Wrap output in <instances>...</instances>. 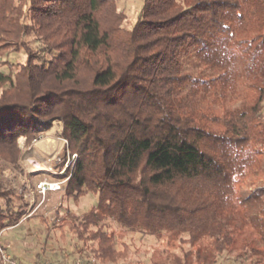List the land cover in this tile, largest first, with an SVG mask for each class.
<instances>
[{
  "label": "trees",
  "instance_id": "16d2710c",
  "mask_svg": "<svg viewBox=\"0 0 264 264\" xmlns=\"http://www.w3.org/2000/svg\"><path fill=\"white\" fill-rule=\"evenodd\" d=\"M126 19L116 0H0V52L27 56L15 74L0 71V231L25 222L3 171L20 169L19 139L41 137L51 126L41 120L62 121L78 155L58 207L98 200L52 218L71 252L26 264H120L130 232L214 237L231 204L264 244V192L235 196L243 148L264 126V0H144L131 29Z\"/></svg>",
  "mask_w": 264,
  "mask_h": 264
},
{
  "label": "rangeland",
  "instance_id": "374dc122",
  "mask_svg": "<svg viewBox=\"0 0 264 264\" xmlns=\"http://www.w3.org/2000/svg\"><path fill=\"white\" fill-rule=\"evenodd\" d=\"M116 2L118 9L127 15L122 26L125 29H131L137 20L144 0H116ZM27 41L32 47L37 46L34 36L27 37L24 42ZM26 59V52L20 45L10 46L7 49L2 47L0 71L15 74ZM193 62L192 55L185 59L188 71L198 74L200 70ZM244 67L239 66L240 70L243 71L245 70ZM199 91L202 93L201 90ZM207 100H201V105L205 106L213 102V99L208 98ZM40 124L44 127L51 126L43 131L41 137L31 143H28L25 137L19 139L20 169L8 167L3 171V179H5L7 187L21 197L19 202L22 201V203L27 204L26 212L22 218L25 222L20 225L21 227L7 230L4 233V239L12 244V254L22 264L36 258L44 249L47 252L43 254L44 258H48L51 252L58 254L60 258L59 251L62 248L67 253L71 252L73 250L72 242L68 240L65 243L66 240L61 238L60 231L54 227L52 218L56 215L58 217L64 216L66 209L81 213L96 206L98 201L97 197L89 194L83 197L78 204L73 200L64 201V206L60 209L58 203L61 201V194H63L68 181L60 193H49L46 197L36 194L35 204L30 207L29 202L24 198L25 192L20 193L18 189H15V186L18 188L27 181L35 187L36 183L48 177L49 180L64 177L52 175L50 170L36 171L41 163L53 169L54 172L60 173L66 169L73 155L76 156V163L78 161V155L69 151L68 141L62 135L64 127L62 121L41 120ZM243 151V155L248 157L250 161L244 165L245 177L238 179L236 183V197H246L255 190L264 192V126L252 131ZM74 170H76V166ZM68 174H71V168L66 169L65 175ZM30 217L33 220L27 222L26 220ZM44 219L46 222L43 221ZM222 219L225 227L222 229L223 231L221 230V236L214 237L202 232L172 233L171 231L162 232L160 236L130 232L124 237V241L128 243L130 250L125 251L121 260L123 262L120 264H255L259 260L264 263V244H262L255 230L244 219L242 210L235 204H231L223 214ZM114 227L121 231L116 223ZM227 231L232 236L231 242H228L227 238L222 235ZM47 234L52 246L44 244ZM118 249L119 251L125 250L123 247Z\"/></svg>",
  "mask_w": 264,
  "mask_h": 264
},
{
  "label": "built area",
  "instance_id": "2783aa9c",
  "mask_svg": "<svg viewBox=\"0 0 264 264\" xmlns=\"http://www.w3.org/2000/svg\"><path fill=\"white\" fill-rule=\"evenodd\" d=\"M76 156L73 155L72 160L69 162V164L66 166V169L71 168V174L65 175L66 169H63L62 172L56 173L53 171V169L49 168V172L52 175H57L59 177H63L62 179L57 180H41L38 183H36L35 187L31 185L28 181L23 183L20 187H16L15 189H18L20 193H24V198L27 202H29L30 207H33L35 204V196L38 194L41 197H46L49 193H57L63 190L65 184L71 179L73 172L75 171L74 168L76 166ZM12 174V171L10 172ZM6 174V173H5ZM37 209V208H35ZM27 218V217H26ZM24 221V219H21ZM6 230L0 231V264H21V262L18 261V259L12 254V246L9 242L4 240V233ZM35 264H57L56 262L52 260H39ZM75 264H105L101 263L97 259H90V260H84L82 258H77Z\"/></svg>",
  "mask_w": 264,
  "mask_h": 264
},
{
  "label": "bare ground",
  "instance_id": "6f19581e",
  "mask_svg": "<svg viewBox=\"0 0 264 264\" xmlns=\"http://www.w3.org/2000/svg\"><path fill=\"white\" fill-rule=\"evenodd\" d=\"M36 171H49V168L46 167L44 164L41 163L40 166L36 169Z\"/></svg>",
  "mask_w": 264,
  "mask_h": 264
},
{
  "label": "crops",
  "instance_id": "0c3cea01",
  "mask_svg": "<svg viewBox=\"0 0 264 264\" xmlns=\"http://www.w3.org/2000/svg\"><path fill=\"white\" fill-rule=\"evenodd\" d=\"M49 178V177H48ZM48 178H46L47 180H49ZM51 179V178H50ZM58 178H56L55 180H57ZM40 180V179H39ZM51 180H54V179H51ZM41 181V180H40ZM59 193V192H58ZM5 240V239H4ZM7 241V240H5ZM9 242V241H8ZM12 245V244H11Z\"/></svg>",
  "mask_w": 264,
  "mask_h": 264
}]
</instances>
